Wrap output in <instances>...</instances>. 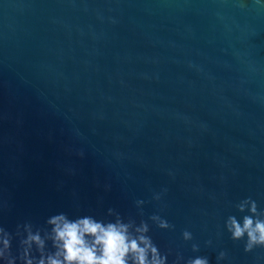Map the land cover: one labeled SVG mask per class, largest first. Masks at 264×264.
<instances>
[{"label": "water", "instance_id": "obj_1", "mask_svg": "<svg viewBox=\"0 0 264 264\" xmlns=\"http://www.w3.org/2000/svg\"><path fill=\"white\" fill-rule=\"evenodd\" d=\"M248 197L264 211V0H0V225L115 208L168 264H264L225 226Z\"/></svg>", "mask_w": 264, "mask_h": 264}, {"label": "clouds", "instance_id": "obj_2", "mask_svg": "<svg viewBox=\"0 0 264 264\" xmlns=\"http://www.w3.org/2000/svg\"><path fill=\"white\" fill-rule=\"evenodd\" d=\"M79 155L83 157L84 153ZM165 192L167 189L164 190ZM161 194L154 199L161 200ZM145 201L137 200L136 205L143 216ZM244 215L242 222L235 216L227 218L225 226L234 241H245V252L264 248V211L251 197L235 205ZM108 215L114 221L97 220L87 215L72 219L66 213L50 216L47 227H37L28 221L16 226L15 233L0 225V264H168L171 249L162 253L159 246L149 235L150 224L129 216L127 220L115 208L108 209ZM149 219L159 228L174 230L160 215L154 214ZM184 241L194 239L192 232L185 229ZM18 240L16 253L13 241ZM211 246L212 241H207ZM192 251L199 252L200 246L192 244ZM226 251H221L217 261L225 260ZM172 264H210L207 256H196L185 262L184 256L177 252Z\"/></svg>", "mask_w": 264, "mask_h": 264}]
</instances>
